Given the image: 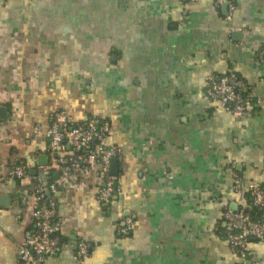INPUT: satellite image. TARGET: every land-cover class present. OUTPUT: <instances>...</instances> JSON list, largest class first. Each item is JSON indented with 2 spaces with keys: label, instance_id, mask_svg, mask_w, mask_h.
<instances>
[{
  "label": "crops",
  "instance_id": "0c3cea01",
  "mask_svg": "<svg viewBox=\"0 0 264 264\" xmlns=\"http://www.w3.org/2000/svg\"><path fill=\"white\" fill-rule=\"evenodd\" d=\"M217 1L0 0V264H24L35 229L33 186L10 176L19 163L62 184V241L45 264H80L79 240L91 247L83 264H264V240L242 258L224 235V212L264 184V0ZM231 72L253 97L247 118L206 96L210 75ZM56 112L110 124L109 204L98 164L83 181L60 177Z\"/></svg>",
  "mask_w": 264,
  "mask_h": 264
},
{
  "label": "built area",
  "instance_id": "2783aa9c",
  "mask_svg": "<svg viewBox=\"0 0 264 264\" xmlns=\"http://www.w3.org/2000/svg\"><path fill=\"white\" fill-rule=\"evenodd\" d=\"M217 2L222 4L227 0ZM229 7L232 14L234 7L232 4ZM261 53L264 58V48ZM207 83L206 96L214 104L235 118L249 116L253 97L245 93L246 83L236 73L210 75ZM257 103L263 102L258 100ZM109 134L108 122L92 118L84 124H72L63 112L52 115L47 132L49 150L55 154L53 163L59 169L62 179L83 181L89 175L91 165H99L104 184L98 198L105 204H109L119 193V178L112 174L111 164L119 158L120 152L116 146L108 144ZM10 176L33 186L35 229L20 243L19 257L24 264H45L57 254L62 241L63 221L59 215L57 199L62 184L54 182L44 186L41 180L32 178V169L27 163L16 164ZM247 189L252 206L264 209V184L253 182L247 185ZM224 220L225 238L240 257L247 258L250 255L251 242L264 240V220H253L243 211L230 208L224 212ZM131 225L132 220L129 219L125 230L128 231ZM90 250V245L84 240L76 243V258L80 264L89 256Z\"/></svg>",
  "mask_w": 264,
  "mask_h": 264
},
{
  "label": "trees",
  "instance_id": "16d2710c",
  "mask_svg": "<svg viewBox=\"0 0 264 264\" xmlns=\"http://www.w3.org/2000/svg\"><path fill=\"white\" fill-rule=\"evenodd\" d=\"M239 211H243L244 213L248 214L253 220H264V209L255 208L252 206L251 199L248 194V203L240 209ZM225 232V229H224Z\"/></svg>",
  "mask_w": 264,
  "mask_h": 264
},
{
  "label": "water",
  "instance_id": "95a60500",
  "mask_svg": "<svg viewBox=\"0 0 264 264\" xmlns=\"http://www.w3.org/2000/svg\"><path fill=\"white\" fill-rule=\"evenodd\" d=\"M238 35H240V34H237V36ZM6 115H7V108L0 107V120H4ZM44 160H45V157H41L40 158L41 163H44ZM117 165H118V159H114L112 161V164H111V166H112V174H114V175L118 174L117 172H115V169H116ZM32 173H34V172H32ZM231 209L233 211H237V206L236 205H232Z\"/></svg>",
  "mask_w": 264,
  "mask_h": 264
}]
</instances>
